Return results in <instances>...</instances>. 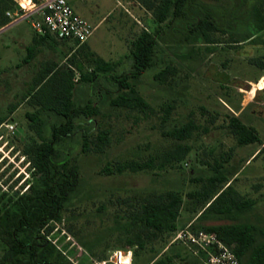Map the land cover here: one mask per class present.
Returning a JSON list of instances; mask_svg holds the SVG:
<instances>
[{
    "label": "rangeland",
    "instance_id": "obj_1",
    "mask_svg": "<svg viewBox=\"0 0 264 264\" xmlns=\"http://www.w3.org/2000/svg\"><path fill=\"white\" fill-rule=\"evenodd\" d=\"M74 1L91 24L96 25L104 17L87 41L89 50L105 60L120 61L116 68L118 73L128 72L131 62L127 56L138 35L153 27L152 12L137 0H120V3L117 0ZM254 3L256 0H246L234 10L238 0H197L207 13L215 15L220 28L213 33L220 43L207 55L185 61L180 55L186 54L192 44L182 42L180 33L174 30L163 35L154 67L144 73L137 85L154 107L149 117L111 105L107 89L112 90L114 86L104 78L91 90L85 86L78 88V101L91 97L101 112L92 118L78 119V131L60 146L78 166L82 184L78 198L69 205L62 220L55 223L58 231L52 237H60L65 251L81 248L79 251L85 252L90 259L106 257L117 247H132L134 252L138 250L136 264H156L160 259H165V264H206L203 253L195 254L187 244L173 241L175 232L148 239L142 249L137 245L129 246L127 241L136 230L131 225V212L135 208L132 205H138L140 199L152 192L180 190L184 195L180 216L184 221H195L208 202L199 200L194 193L203 190L217 161L223 162V171L229 178L218 188L231 186L234 196L256 199L253 210L242 219L264 224V69L253 62L254 59L264 62V30L240 43L232 42L231 31L227 30L232 14L239 11L236 16L245 17ZM2 6L1 1L0 13ZM244 20L236 31L250 26L251 21ZM180 28L183 29L181 24ZM22 30L34 33L30 19L1 31L0 47ZM18 49L11 64L1 68L5 64L0 63V111L8 117L0 126V208L9 203V197L24 192L32 177V165L24 148L32 138H40L30 128L26 116L36 107L25 95L45 65L56 63L66 68L68 58L79 51V45L69 40H48L31 63L24 61L27 48L18 45ZM79 55L86 60L82 53ZM169 63L176 68V73L164 83L156 80L155 73ZM11 104L17 106L12 113L9 112ZM165 108L169 113L164 120ZM231 114L253 127L261 142L240 146L228 128ZM43 118V134L49 137L60 119L49 112L43 113ZM190 120L197 124L190 138L179 140L168 134ZM6 123L14 124V130ZM106 128L110 129V144L105 152L84 151L83 130L97 133ZM178 144H188L190 152L182 162L162 167L160 163L166 153ZM151 157L155 164L152 168L110 175L103 172L108 162L144 161ZM228 222L210 219L205 223ZM181 223H178L179 229ZM3 251L4 243L0 240V258ZM168 256L172 257L171 263L166 259ZM71 258L73 263L79 261L75 256Z\"/></svg>",
    "mask_w": 264,
    "mask_h": 264
},
{
    "label": "trees",
    "instance_id": "obj_2",
    "mask_svg": "<svg viewBox=\"0 0 264 264\" xmlns=\"http://www.w3.org/2000/svg\"><path fill=\"white\" fill-rule=\"evenodd\" d=\"M1 1L3 9L0 13V28L11 22L7 11L15 8L13 0ZM137 1L152 12L154 25L150 30L144 29L133 41V47L127 56L131 62L128 72L118 73L116 68L120 61L105 60L89 50L88 43L85 42L79 45L78 52L68 58L66 68L56 63L45 65L25 95L29 103L36 107L35 110L27 112L26 116L30 121V128L40 139L32 138L24 148V153L32 165V177L28 187L24 192L9 197V203L0 208V240L4 243L0 264H74L70 260V257L74 256L79 260V264L90 263L85 252L70 250L69 254H65L60 246L62 240L60 244H54L48 237L55 229V223L62 220L64 212L82 191L78 166L71 162L69 155L60 146L66 138L78 131V119L92 118L101 112L100 106L91 97L82 102L78 101V88L85 86L87 90H91L101 78H104L114 86L112 90L107 89L111 105L137 111L149 117L154 113V107L140 93L137 85L144 73L154 67L160 48L159 40L163 35L174 30V33H180L182 42L192 44L186 54L180 55L185 61L207 55L220 43L213 35L214 31L220 29L215 15L207 13L197 4V0ZM245 1L238 0L234 10ZM263 4L264 0H256V3L246 11L245 17L236 16L239 11L232 14L227 23V30L232 34L230 38L232 42L250 40L256 33L264 30ZM246 18L251 21L250 26L243 27L242 31H236L238 25L244 23ZM180 24L183 29L180 28ZM49 38H52L49 34L36 33L34 43L27 47L24 61L26 63L31 61L38 53V46ZM79 53H82L86 60L81 59ZM253 62L264 69V62L261 59H254ZM176 71L173 65L166 64L155 73V79L164 83ZM16 108L15 104H11L9 112H14ZM165 111L164 120L169 113L166 108ZM45 112L52 113L60 119V122L53 126L49 137L43 134ZM7 119L8 117L0 111V126ZM196 128L197 124L190 120L173 128L168 134L173 138L185 140L192 136ZM228 128L240 146L261 142L255 129L237 115H230ZM109 144L110 129H101L97 133L83 130L84 151L103 153ZM190 150L188 144H178L166 153L160 165L165 167L168 164H178ZM154 165L153 157L144 161L128 159L117 161L115 164L106 163L103 172L108 175L122 174L127 170L137 172L152 168ZM223 168V162L217 161L213 165L214 173L207 177L203 190L194 193L199 196V200L208 202V205L191 223L190 228L216 232L226 244L233 246L240 264H264V224L242 219L244 214L253 210L257 200L234 196L231 186L219 189V184L229 179ZM183 203V193L171 188L149 193L140 199L138 205H132L135 208L131 212V225L136 230L128 239V245H137L138 249H142L148 239L179 229ZM210 219H226L229 222L206 224V220ZM136 255L138 250L135 252ZM103 258L105 257L99 256V259ZM166 259L171 263L172 257L168 256ZM165 263V259L156 262Z\"/></svg>",
    "mask_w": 264,
    "mask_h": 264
},
{
    "label": "built area",
    "instance_id": "obj_3",
    "mask_svg": "<svg viewBox=\"0 0 264 264\" xmlns=\"http://www.w3.org/2000/svg\"><path fill=\"white\" fill-rule=\"evenodd\" d=\"M13 1L15 8L7 11V15L12 19L10 23L15 24L24 19H30L32 27L38 34H49L57 41L69 40L78 45L83 44L90 39L97 27L82 16L70 0ZM5 125L11 130L15 128L14 124L6 123ZM57 231L58 227H55L48 236L54 244H60V237H52ZM174 232L176 234L173 241L187 244L193 248L195 254L203 253L206 264H240V259L233 246L226 244L214 231L192 230L190 225H187ZM70 238L68 235L67 239ZM60 246L65 254L70 251L64 250L65 243ZM134 256L135 252L132 247H117L103 259L90 258L89 264H135ZM70 260L73 261L71 257ZM74 264L79 263L75 261Z\"/></svg>",
    "mask_w": 264,
    "mask_h": 264
},
{
    "label": "crops",
    "instance_id": "obj_4",
    "mask_svg": "<svg viewBox=\"0 0 264 264\" xmlns=\"http://www.w3.org/2000/svg\"><path fill=\"white\" fill-rule=\"evenodd\" d=\"M70 1L74 5L75 9L79 12L78 7L74 3L75 1L74 0H70ZM117 1L120 3V0H117ZM103 19H104V17L101 18V19H99L98 22H97V24H96V26L100 25L102 23ZM13 25H14V23H9V24L5 25L4 27L1 28L0 32L3 31V30H5V29H8L9 27H11ZM36 33L37 32L35 30H34V33L27 32L26 30H22V31L19 32V35L18 36H13L12 37V40L10 39V41L4 42L2 44V46L0 47V63L1 64H5V65L4 66L2 65L1 68H4L7 65H9V64L12 63V61H13L12 60V56H15L16 52L19 51L18 45L19 46L21 45V46L27 48L29 45L33 44L34 43V36L36 35ZM48 40H52V38L47 39V41L43 42L42 44H40L38 46V53H37V55L43 51V45L45 43H47ZM26 56H25V58H26ZM34 58L31 61H29L28 63H31L34 60ZM180 221H182V223H181L182 224L181 225L182 227H185L188 224H191L193 222V220H190V221H187V220L184 221V220H182V216H180V218H179V222Z\"/></svg>",
    "mask_w": 264,
    "mask_h": 264
}]
</instances>
